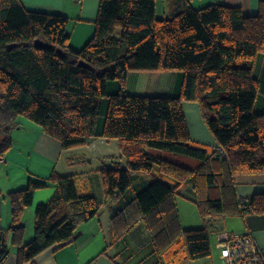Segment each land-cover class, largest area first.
<instances>
[{"label": "trees", "instance_id": "obj_1", "mask_svg": "<svg viewBox=\"0 0 264 264\" xmlns=\"http://www.w3.org/2000/svg\"><path fill=\"white\" fill-rule=\"evenodd\" d=\"M167 12L158 17L155 0H100L92 38L74 49L65 16L0 0V156L23 116L63 149L91 137L115 139L126 162L97 170L103 201L80 195L76 175L52 173L54 192L36 206L34 236L25 244L24 210L46 182L28 181L7 193L11 223L5 232L20 263L74 241L78 226L98 217L105 202L122 204L111 212L112 242L127 241L144 224L157 264L163 257L165 264L207 257V225L184 229L180 222L176 198L188 185L204 223L264 214V192L241 200L234 181L237 174L264 173V112L254 110L259 81L253 73L256 56L264 53V3L245 15L224 4L194 9L189 0H167ZM130 71L180 76L172 96H143L125 91ZM184 101L198 104L215 147L190 138ZM5 232L0 264L9 253Z\"/></svg>", "mask_w": 264, "mask_h": 264}, {"label": "crops", "instance_id": "obj_2", "mask_svg": "<svg viewBox=\"0 0 264 264\" xmlns=\"http://www.w3.org/2000/svg\"><path fill=\"white\" fill-rule=\"evenodd\" d=\"M99 1L20 0L27 10L65 16L69 44L74 49L82 48L92 38ZM189 2L194 9L212 4H224L239 7L245 15H253L258 12L264 0H189ZM155 8L158 17L167 16V0H155ZM253 73L259 81V93L254 110L260 113L264 112V53L256 56ZM179 76V73L175 71H130L127 74L125 91L133 95L172 96ZM117 87L115 82L108 84L110 91H116ZM182 109L190 138L194 142L215 147L217 143L201 117L198 104L193 101H184ZM104 110L105 104L102 112ZM101 119L102 115L95 124V132L100 131ZM11 138V147L0 156V234L1 231L5 232L11 223V204L7 193L25 188L28 181L46 182L44 187L34 191L32 204L24 210L25 231L22 244L34 236L36 206L45 203L54 192V185L48 183L52 173L76 175V188L80 195L92 193L103 201L97 170L103 166L117 164L125 166L126 164L115 139L91 137L83 146L63 149L57 139L45 134L40 125L29 120L19 122V126L11 131ZM142 176L144 175L140 177ZM234 181L237 196L240 198L249 199L255 193L264 192V173L237 174ZM185 191L187 194L183 195L195 198L191 185L186 186ZM121 205L113 206L105 202L104 209H101L98 217L78 226L79 234L74 241L62 247L49 248L33 260L23 263L19 262L17 246L11 243V232H5L4 238L9 247V253L1 264H138L144 256L134 261L133 252L129 255L125 254L127 241L112 242L111 239V212ZM232 217L234 220L230 222V226L225 224L226 218L229 217H221L222 226L217 227L216 224H212L213 227H207L209 237L211 229H214L215 240L216 234L225 228L236 231L247 230L257 245L264 250V214L250 213L245 218ZM140 225L132 229L131 234H135L136 237L139 235L138 241L145 245L147 230ZM135 236L133 240H136Z\"/></svg>", "mask_w": 264, "mask_h": 264}, {"label": "rangeland", "instance_id": "obj_3", "mask_svg": "<svg viewBox=\"0 0 264 264\" xmlns=\"http://www.w3.org/2000/svg\"><path fill=\"white\" fill-rule=\"evenodd\" d=\"M118 31L119 30H117L115 32L116 35H118ZM24 120L26 121L29 119H27L23 116L18 117V122H23ZM29 121H31V120H29ZM93 152L95 153V150ZM91 161H93V160H91ZM120 166L125 167L124 165H120ZM155 173H158V172H155ZM145 177L146 176L144 174L143 179ZM146 178H148V177H146ZM143 179H140L139 181L143 182L144 181ZM182 193L187 194V191H185V188H183ZM189 197L190 196L186 197L185 195H177V198H176V201H177V204L179 207L180 222H181L182 227H202V226H204V224H206L207 227H213L215 224L217 225V227L222 226V221L220 220L221 218L216 219V220H212V223L214 224L213 226L211 224H209L208 222L204 223L203 219L201 218V216L198 212V209H197L195 202L193 201V199L191 197L190 198ZM233 220H234V217L226 218L225 224H227V226H230V222ZM213 221H216V222H213ZM140 227H145V226L143 224V225H140ZM225 229H227V228H225ZM227 230L232 231L231 229H227ZM234 231H236V230H234ZM145 234L147 235V232H145ZM210 234H211L210 235V238H211V254L207 257L195 259V260L184 259V261H182L181 264H219L220 260H219L218 249L216 246V240L214 239V229H211ZM134 235L135 234L130 233V236L128 237V240L126 242L127 248L125 249L126 250L125 254L129 255V254H132V252H133L134 256L132 257V259L134 261H137V258L144 256V258L141 259L138 264H157V261L159 259L157 258V254L152 251V248H151L152 244L149 243L148 241H146L145 245H143V243H141L140 241L133 240ZM137 236H139V235H137ZM158 264H165L164 257L160 260V262Z\"/></svg>", "mask_w": 264, "mask_h": 264}, {"label": "built area", "instance_id": "obj_4", "mask_svg": "<svg viewBox=\"0 0 264 264\" xmlns=\"http://www.w3.org/2000/svg\"><path fill=\"white\" fill-rule=\"evenodd\" d=\"M216 246L219 264H264V250L247 230L222 229L216 234Z\"/></svg>", "mask_w": 264, "mask_h": 264}, {"label": "water", "instance_id": "obj_5", "mask_svg": "<svg viewBox=\"0 0 264 264\" xmlns=\"http://www.w3.org/2000/svg\"><path fill=\"white\" fill-rule=\"evenodd\" d=\"M36 43L38 44V41H36ZM78 234H79V233L75 234L73 238L75 239V238L78 236ZM68 243H69V241L64 242L63 244H68Z\"/></svg>", "mask_w": 264, "mask_h": 264}]
</instances>
